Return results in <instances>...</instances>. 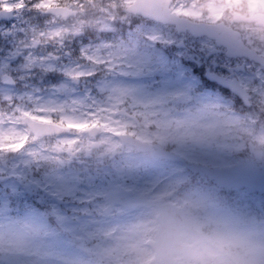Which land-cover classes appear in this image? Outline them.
Instances as JSON below:
<instances>
[{"label": "rangeland", "instance_id": "1", "mask_svg": "<svg viewBox=\"0 0 264 264\" xmlns=\"http://www.w3.org/2000/svg\"><path fill=\"white\" fill-rule=\"evenodd\" d=\"M121 3H99L105 8L98 12L86 10L85 1L81 7L86 22L104 27L114 17L113 7L120 8ZM149 41L142 34L133 53L104 41L84 44L79 61L59 64L61 75L82 78L80 87L64 76L56 83L49 81L51 90L26 91L27 110L10 108L15 114L60 120L74 128L68 136L35 142L21 127V116L8 117L0 105V175L10 177V194L37 200L29 208L33 217L1 219L0 264H159L149 240L158 226L161 198L183 206L202 232L181 233L188 249L177 255V264H242L251 250L264 248V193L227 188L186 168L191 162L224 167L243 161L264 170V115L245 110L239 115L205 93L188 102L189 82L165 73V61L154 46L149 52ZM138 72L146 76L131 79ZM244 80L254 84L256 101L264 110V77L250 75ZM119 110L138 121L117 115ZM93 125L100 129L96 138L83 132ZM130 128L148 142L168 144L186 161L164 162L122 147L117 136ZM93 141L101 147L93 146ZM8 157L5 173L1 162ZM76 162L83 167L77 168ZM123 189L139 210L115 205L104 214L109 192ZM221 191L228 197H220ZM36 202L41 204L39 212ZM44 214L53 215L57 223L47 222Z\"/></svg>", "mask_w": 264, "mask_h": 264}, {"label": "flooded vegetation", "instance_id": "2", "mask_svg": "<svg viewBox=\"0 0 264 264\" xmlns=\"http://www.w3.org/2000/svg\"><path fill=\"white\" fill-rule=\"evenodd\" d=\"M108 1L98 0L96 4V0H85L88 2L86 10L94 11L100 7L99 3ZM133 1L122 0L120 8L113 7L111 22L106 21L104 27H98L99 24L86 22V14L78 6L77 0H24L31 8L24 9V19L28 22L22 26L23 39L32 52L35 71H26L24 80L19 84L0 76V105L3 104L5 108L3 113H8V117L20 116V113L15 114L10 110L15 105L21 111L27 110L30 103L25 93L28 89L36 88L44 92L54 87L49 85V81L56 83L64 76L72 80L76 78L74 75H61L60 68L63 67L59 64L70 66L79 61L84 44L104 41L109 45L121 46L126 53H133L141 45L142 34L150 39L151 47L153 44L163 48L170 69H179L191 79L189 83L193 89L188 91L190 94H220L226 102H238L239 99L229 90L209 79L222 77L225 81H231L238 78L252 96V107L255 105L254 84L245 83L244 78L250 75L254 78L264 77V66L247 56L229 57L225 46L241 41L264 57V0H172L170 11L184 17L182 31H178L173 24L157 23L129 12L128 7ZM53 7H65L67 11H77V15L65 17L48 12ZM200 22L214 25L223 23L225 27L211 36H198L199 28L192 23ZM148 67H143V70ZM30 72L33 75L38 72L39 77L28 78ZM149 73L152 74V69ZM5 95H9L8 98H3ZM28 115L22 113L21 119ZM29 116L40 120L33 114ZM51 122L61 124L60 120ZM8 217L13 219L17 216L9 214Z\"/></svg>", "mask_w": 264, "mask_h": 264}, {"label": "water", "instance_id": "3", "mask_svg": "<svg viewBox=\"0 0 264 264\" xmlns=\"http://www.w3.org/2000/svg\"><path fill=\"white\" fill-rule=\"evenodd\" d=\"M153 1L154 0H138L134 5V9L146 17L163 19L159 17H162L164 9L166 10L168 8L169 0H155L158 3L161 2L164 9L156 8L158 3L155 5ZM236 84L237 85L233 88L234 92L244 98V89L238 83ZM30 125L36 137L39 135H53L68 131V128L51 124L33 122ZM91 132L93 135H97L98 128H93ZM122 138L129 139V143L137 146L139 151L149 150L161 158H169L171 160L180 159L178 155L163 149L160 145H157L159 151L154 152L150 144L139 142L131 138L129 135H124ZM189 169L205 173L211 179H216L218 182L227 186H246L255 190L264 191V174L261 173L260 170L246 167L243 163L231 168H212L201 164H191L189 165ZM125 195L126 192H111L108 200L111 204L123 203L125 202ZM180 228H187L191 231L197 232L193 228L191 222L186 219L182 208H177L174 205L163 206L160 213V231L158 233V241L155 242L157 250L156 259L158 261L164 260L166 264H173L175 262L172 258L174 251L183 252L185 250L184 246L179 247V249L175 248L177 245H180L178 241V232Z\"/></svg>", "mask_w": 264, "mask_h": 264}, {"label": "snow or ice", "instance_id": "4", "mask_svg": "<svg viewBox=\"0 0 264 264\" xmlns=\"http://www.w3.org/2000/svg\"><path fill=\"white\" fill-rule=\"evenodd\" d=\"M26 7L31 5L24 0H0V18H4L0 20V76L17 84L24 80L26 71H35L32 52L23 39Z\"/></svg>", "mask_w": 264, "mask_h": 264}, {"label": "clouds", "instance_id": "5", "mask_svg": "<svg viewBox=\"0 0 264 264\" xmlns=\"http://www.w3.org/2000/svg\"><path fill=\"white\" fill-rule=\"evenodd\" d=\"M242 264H264V248L256 247L244 256Z\"/></svg>", "mask_w": 264, "mask_h": 264}]
</instances>
